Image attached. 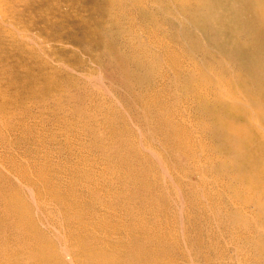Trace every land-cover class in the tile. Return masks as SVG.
<instances>
[{
    "label": "rangeland",
    "instance_id": "374dc122",
    "mask_svg": "<svg viewBox=\"0 0 264 264\" xmlns=\"http://www.w3.org/2000/svg\"><path fill=\"white\" fill-rule=\"evenodd\" d=\"M90 1L0 0V171L16 187L23 189V199L27 196L24 200L30 206L29 211L25 209L24 212L40 220L41 227L46 228V236L57 242V246L60 245L58 234H63L60 235L62 238L59 236L63 243L59 249L63 251L81 243L82 236L74 237L79 232L87 235L88 231L83 230L86 218L82 219L80 212H89L103 215V220L120 225L130 231L129 237L140 242L147 240L141 228L144 221L148 224L168 223L165 234L174 250L166 254L165 260L171 263L258 264L251 239H247L251 232H244L238 220L226 219L224 213L229 210L219 211L217 203L213 202L195 200L196 203L190 205L182 202L183 192H176L177 188L173 190L171 178L162 172L166 167L159 168L157 176L156 169H151V177L161 178L159 181L164 185L152 192L140 182L134 181L138 185L130 183L125 174L131 165L109 155L118 154L116 151L125 153L124 139H133L134 146L125 157L134 160L139 157V163L156 157L160 166L162 159L163 166L174 171L173 161L184 164L182 154L188 153V149L183 148L182 143L185 128L172 124L171 118L183 122L197 139L210 137L198 128L193 111L180 105L183 95L175 91L170 93L163 80L157 82V85L161 83L159 96H151L156 101L153 107L159 109L151 111L127 89L128 84L136 86L139 82L125 83L121 72H112L110 66L106 67L102 62V59L106 60L104 47L95 41V34H88L85 29H99L97 19L104 24L110 15L93 6L94 2L103 0H93V4ZM160 34L170 40L167 30ZM103 42L116 48V43L107 39ZM117 46L121 47L120 44ZM185 47L179 40L172 42L181 62L189 59ZM160 69L170 72L172 68L162 65ZM130 72L133 73V69L128 67L127 74L132 76ZM165 97L177 100L174 110L160 108L158 101ZM177 109L181 112L171 113ZM113 133L116 135L111 136ZM1 135L7 140L3 141ZM115 140L118 142L112 144ZM197 163L210 164L199 157L192 161L191 173L180 179L186 188L183 191H188L192 185L209 194L212 188L219 200L225 184L218 185L216 174L203 173L194 166ZM24 170L32 179L19 177V171ZM135 172L138 175L147 173ZM115 179L119 182L112 183ZM48 181L52 182L51 187ZM62 186L71 191L70 195H64L65 198L68 196L64 201L67 204L70 200L74 206L72 210L58 199ZM189 192H196L201 198L199 191ZM77 197L82 200L78 202ZM152 197L162 204L161 212L153 214L147 210L144 200ZM190 199L193 198L190 196ZM209 200L212 199L207 198ZM205 204L208 206L202 207ZM73 211L79 215L74 212L75 216ZM142 213L143 221L137 215ZM87 225L90 227L89 223ZM97 230L101 232L98 235L104 234L100 228ZM237 232L247 233V236L239 237ZM121 234L125 236L121 230L111 233L113 236ZM111 235L105 237V242L114 239ZM123 254L127 256L125 251Z\"/></svg>",
    "mask_w": 264,
    "mask_h": 264
},
{
    "label": "bare ground",
    "instance_id": "6f19581e",
    "mask_svg": "<svg viewBox=\"0 0 264 264\" xmlns=\"http://www.w3.org/2000/svg\"><path fill=\"white\" fill-rule=\"evenodd\" d=\"M90 2L93 4V0ZM101 3L96 1L93 6L103 14L107 12L110 17L104 24L97 19L99 29L94 27L85 31L95 34V41L104 47L106 60L102 59V62L106 67L110 66L112 72H121L123 79L120 78L125 83L139 82L136 86L128 84L127 89L145 109L151 111L159 109L153 107L156 101L151 96H159L161 83L157 85V82L163 80L170 93L175 91L183 95L180 105L193 111L198 128L210 137L203 140L195 138L183 122L170 116L172 124L185 128L182 143L183 148L188 149V153L182 154L184 164L173 161L176 166L174 171L163 166L162 159L160 166L156 157H150L143 163L138 162L139 157L135 160L125 157L129 156L130 147L134 146L133 139H124L125 153L116 151L118 154L109 155L131 165L125 174L130 183L140 182L152 192V189L164 185L159 181L161 178L151 177V169H156L154 173L157 176L158 169L166 167V171L162 172L171 178L172 189L183 192L182 202L188 205L196 201L213 202L217 203L219 211L225 208L229 210L224 217L238 220L244 232H251V235H244L251 239L255 262L264 264V0H103ZM165 30L170 40L160 34ZM105 39L116 43V48L104 45ZM177 40L186 45L188 61L181 62L179 53L172 48V42ZM162 65L170 66L171 71H162ZM128 67L133 69V73L130 72L132 76L127 74ZM147 82L148 86L145 87ZM177 103V100L166 97L158 101L160 108L171 107L173 110ZM177 112L181 111L177 109L171 113ZM115 135L113 133L111 136ZM1 139L7 140L5 135H1ZM116 142L118 140L112 144ZM198 157L210 164L204 166L197 163L194 166L207 175L215 173L216 183L226 186L223 194L218 196L219 200L215 198L212 188L209 194L192 185L188 191H183L186 188L181 180L189 176L191 162ZM153 164L155 168L151 167ZM135 170L147 173L138 175ZM18 174L19 177L32 179L25 170ZM111 182H119V179ZM51 183L48 181L47 184L51 187ZM66 187L62 186L58 199L64 207L68 205V209L72 210L74 206L70 200L67 204L64 201L68 199L64 195L71 192ZM165 187L169 188L168 184ZM191 190L199 191L201 198L198 193L189 192ZM22 192L23 189L16 187L0 171V264H177L165 260L166 254L174 250L170 238L165 234L168 223L152 222L154 225H151L144 221L141 228L147 240L140 242L129 237L130 231L120 225L103 220V215L80 212L81 209L77 207L82 219L86 218V228L83 227V230L88 233L84 235L82 231L75 234L74 237L82 236L81 243L63 251L59 249L63 244V236L60 235L63 234H58L61 238L58 236L60 245L57 246V242L46 236V228L41 227L40 220L24 212L25 209L29 211L30 206L25 202L27 196L23 199ZM207 198L212 200L207 201ZM80 200L78 198V202ZM155 201L156 197L144 200L147 210L150 209L149 212L153 214L163 207L159 201H156L159 205ZM81 207L86 208L83 204ZM137 215L143 221L144 214ZM257 226L261 229L256 230ZM97 228L104 234L98 235L101 232ZM119 229L125 236L111 235L112 232L120 233ZM258 232L262 233L258 235ZM108 235L114 239L105 242ZM237 235L244 237L238 232ZM44 243L48 247L43 246Z\"/></svg>",
    "mask_w": 264,
    "mask_h": 264
}]
</instances>
